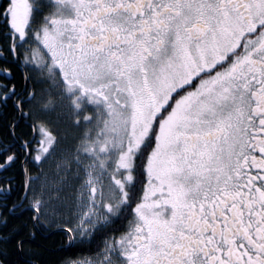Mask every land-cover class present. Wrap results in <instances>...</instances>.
<instances>
[{"label":"snow or ice","instance_id":"6c2138e0","mask_svg":"<svg viewBox=\"0 0 264 264\" xmlns=\"http://www.w3.org/2000/svg\"><path fill=\"white\" fill-rule=\"evenodd\" d=\"M0 264H264V0H6Z\"/></svg>","mask_w":264,"mask_h":264},{"label":"trees","instance_id":"16d2710c","mask_svg":"<svg viewBox=\"0 0 264 264\" xmlns=\"http://www.w3.org/2000/svg\"><path fill=\"white\" fill-rule=\"evenodd\" d=\"M85 254H86V252L85 253L77 252V253H75V256H81V255H85ZM68 255H73V253H68Z\"/></svg>","mask_w":264,"mask_h":264},{"label":"flooded vegetation","instance_id":"af4514ba","mask_svg":"<svg viewBox=\"0 0 264 264\" xmlns=\"http://www.w3.org/2000/svg\"><path fill=\"white\" fill-rule=\"evenodd\" d=\"M6 3V0H0V6Z\"/></svg>","mask_w":264,"mask_h":264}]
</instances>
